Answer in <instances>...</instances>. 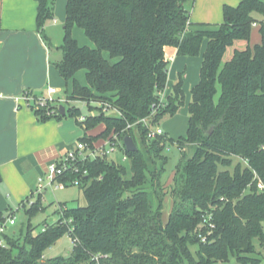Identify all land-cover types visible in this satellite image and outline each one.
<instances>
[{
  "label": "trees",
  "instance_id": "1",
  "mask_svg": "<svg viewBox=\"0 0 264 264\" xmlns=\"http://www.w3.org/2000/svg\"><path fill=\"white\" fill-rule=\"evenodd\" d=\"M34 1L36 30L42 34L53 19V2ZM194 1L65 0L60 59L54 67L71 86L68 100L98 102L111 111L87 116L83 123L77 119L79 110L68 109L66 114L84 131L81 142L92 145L116 135L123 143L129 136L137 150L127 152L121 144L128 167L105 158L87 159L78 163L77 173L68 171L58 178L66 187L78 181L86 205L68 208L58 203V219L45 221L46 229L35 235L28 221L21 240L6 237L0 264H213L231 256L242 264L262 263L248 256L257 253V242L264 257V192L256 186H264V20L255 19L264 16V2L224 5L223 22L207 26L190 22ZM255 25L260 41L251 47ZM73 28L81 29L94 47L80 46L72 37ZM203 41L185 137L172 140L164 134L147 141L148 128L184 104L180 75L170 95L160 98L168 76L165 49L196 57ZM236 41L246 43L244 50L234 49L221 65L226 49ZM79 72H84V85L77 80ZM33 114L39 122L66 115ZM100 124L99 134L86 135ZM169 144L176 145L180 159L173 173L172 205L163 222L161 177ZM184 145L195 148L191 157ZM26 202L21 207L28 219L44 210L41 195L28 207ZM207 213L214 228L201 242L198 234L208 230L202 221ZM65 234L76 240L72 251L43 260V253Z\"/></svg>",
  "mask_w": 264,
  "mask_h": 264
},
{
  "label": "crops",
  "instance_id": "2",
  "mask_svg": "<svg viewBox=\"0 0 264 264\" xmlns=\"http://www.w3.org/2000/svg\"><path fill=\"white\" fill-rule=\"evenodd\" d=\"M238 2L195 0L190 8V22L195 25L218 26L223 22L222 7H235ZM62 4L65 10L64 0ZM36 7L34 0H0V187L9 188L15 195L27 190L33 192L43 167L71 150L69 140L80 135V131L70 121L49 119L39 122L33 111L25 109L21 102L20 96L23 93L36 96L45 91V84L56 82L49 63L47 43L42 37L44 28L42 34L36 30ZM256 16V20H261ZM55 21L53 19L52 24ZM52 24L47 28L50 29ZM253 29L258 31V26H253L251 32ZM252 37L251 33L250 41L253 40L254 45L259 43V33H254ZM81 45L88 46L86 42ZM168 50L172 53L169 60L166 58ZM204 50L205 47L201 53ZM165 58L170 66L177 67L175 71L178 74L184 75L183 90L186 87L192 88L199 81L197 70L200 69L201 56H178L173 48H166ZM56 59L59 60L60 55ZM191 67L193 77L188 80V69ZM81 77L77 80L84 85V73ZM170 88L166 86V96L170 95ZM52 220L49 219V222Z\"/></svg>",
  "mask_w": 264,
  "mask_h": 264
},
{
  "label": "rangeland",
  "instance_id": "3",
  "mask_svg": "<svg viewBox=\"0 0 264 264\" xmlns=\"http://www.w3.org/2000/svg\"><path fill=\"white\" fill-rule=\"evenodd\" d=\"M65 1V0H64ZM264 2V0H262ZM53 2V19H55V23H53V19L46 22L43 31V39L47 43V49L49 52V63L52 69V72L55 75L56 82L49 83L48 85L45 84V87L47 89L48 86L58 88L59 92L52 96V98H56L55 101L58 103L59 106H63L66 111L68 109L75 111L79 110L78 118L81 117H87L89 115L94 116L98 115V113L101 111V113H104V115L111 114V111L108 110L104 105H101L98 102L91 101L90 103H85L82 101H70L68 100V94L70 93L71 86L70 84H65V82L62 80L60 75L58 74L57 70L54 67V63L58 60L56 58H59L58 48L62 45V39H63V25H64V19H65V10L64 5L62 4V0H52ZM56 11L57 13H55ZM59 16L61 19H59ZM222 21H223V14L221 12ZM260 17L261 20H264V16H256ZM50 29L47 28L48 25H51ZM254 30V29H253ZM252 36L254 37V33H258L257 30H254L251 32ZM72 37L77 41V43L80 46L82 42H86L90 48H93L94 45L91 41H89L86 36L84 35L83 31L79 28H73L72 30ZM252 37V39H253ZM253 41V40H252ZM250 41V46L252 47L254 44ZM259 42V41H258ZM206 42L203 41L200 49V54L198 56H202V48L205 47ZM256 44V43H255ZM234 46L228 47L226 49V52L223 56L221 65L224 64V62L228 61L231 56L234 49L237 50H244L246 43L244 41H236ZM104 57H108L106 53H103ZM172 53L171 50H168L166 52V58L169 60L171 58ZM197 57V56H196ZM172 60V59H171ZM177 67H172V65L168 66V77H167V84L168 88H170L171 84L178 80V76H181L182 81H184V75L181 73L178 74ZM184 70V69H183ZM182 70V71H183ZM193 67L191 69H188V80L192 78L193 74L192 71ZM198 73L200 69L197 70ZM172 72V76H171ZM84 72H79L77 79H80L81 75H83ZM199 77V74H198ZM82 79V77H81ZM82 81V80H81ZM46 89L45 91L39 92L36 96L39 97H47L46 95ZM171 89V88H170ZM190 90L191 87L187 88L184 91V104L180 109L177 111L175 115L172 117H165L160 123L156 126L158 127L168 138L172 140H176L178 138H183L186 135L187 130V105L190 101ZM170 90H166V92H169ZM22 98V96H20ZM166 94L164 92L160 95V98L162 100L166 99ZM23 107L27 110H29L28 106L26 105L25 101L22 99ZM50 103H46L45 106L40 107L39 111H47L48 108H50ZM101 109V110H100ZM37 110V111H38ZM62 120L70 121L73 124V127L77 129V131H80V135L73 136L72 139L69 140V146L74 149L76 147V144L80 141L79 139L83 136V130L79 128L74 118L70 117L68 113L61 118ZM103 126L100 124L96 126L95 128L89 130L86 132L87 136H96L99 134L103 128ZM135 141L137 142V136L134 135ZM104 144V140L100 139L97 140L94 143L95 148H98ZM122 141L119 143V150L110 152L108 156H106V160L108 162L112 161L115 164H120L125 167H128L129 162L128 161H122L123 154H122ZM71 149V150H72ZM107 149V147H106ZM183 150L185 151L186 155L188 157H191L195 148L190 145H184ZM163 155L167 158V163L165 165V171L164 174L161 177V183L163 186V208H162V221L166 222L171 205H172V198H171V188L173 186V173L176 165L179 162L180 159V152L177 149L175 144H169L167 145L165 151L163 152ZM237 160L235 159L233 162V165ZM48 165H45L42 169L41 173H39V176L44 174L46 168ZM230 172L232 171V168L228 169ZM38 176V177H39ZM58 183L54 182L51 187H44L45 190L41 189V192L43 193L41 195V206L44 207V210L37 213L34 217L28 219V217L24 213V209L21 207L22 202H26L27 199H31L32 201H35L38 197L36 190L38 187V182L33 187L34 191L31 192L30 190H27L25 193L20 195H15V193L10 190L9 188H6L4 186L0 187V211L2 212V217H7L11 213L15 217V225L10 227L8 234L10 238L15 240H21L23 236V232L27 226L28 221L30 222L31 228H34L33 234H37L40 232L42 227L45 226V223L43 222L47 221L49 222V219H56L57 215L54 213L57 209L58 203H64L67 205L68 208H77V207H83L86 205L84 196H83V189L81 186L78 185H72L67 187H60L56 188V185ZM44 186V183L42 184ZM26 207H28L26 205ZM256 245V254L248 256V258L254 259V260H262L261 264H264V257L263 252L260 249V247L257 245V242H255ZM73 249V241L71 238L68 237V235H64L61 237L55 244H53L50 248H48L43 253V260L56 258V257H66ZM196 247H192L191 250L194 251ZM213 264H242L238 262L234 256L229 257V260L227 262H214Z\"/></svg>",
  "mask_w": 264,
  "mask_h": 264
},
{
  "label": "built area",
  "instance_id": "4",
  "mask_svg": "<svg viewBox=\"0 0 264 264\" xmlns=\"http://www.w3.org/2000/svg\"><path fill=\"white\" fill-rule=\"evenodd\" d=\"M59 91L58 89L54 87L48 86L46 89V95L47 97H37L33 95H29L27 93H23L21 100L23 99L28 106L29 109L32 111L38 110L40 107H43L46 105V103H50L51 107H56L57 109H54L53 111L49 112V108L46 111V115L52 114L55 112L56 114H59V105L56 103L55 99L52 98L53 95L57 94ZM105 107L109 110V107L105 105ZM85 121V117L78 118V122L83 123ZM145 126L148 125L146 119H142L140 121ZM164 133L158 128V127H150L147 130L146 133V140L151 141L155 139L157 136H162ZM119 139L116 135H112L110 138H107L104 140V144L98 148H95L94 144L88 145L84 142L79 141L76 144V147L72 150L67 151L64 153L61 157H59L56 161L48 164L44 174L37 179L38 187L36 190L37 195H42L41 189L44 187H51L54 182H57L56 188L60 187H66L63 183H60L58 181V178L63 177L64 174L68 171L77 173L78 172V163L83 162L87 159L94 160L96 158L104 159L106 156L110 154V152L119 150ZM107 147V149H106ZM123 154V153H122ZM122 161H127L126 156L123 154ZM83 175H86V172H83ZM44 183V186L42 185ZM72 185H78V181H73L71 183ZM257 190L258 192H264V186L261 182L257 183ZM44 188L43 190H45ZM32 203V200H28L26 202V205H30ZM58 218L53 219L50 222H55ZM211 215L205 214L203 216V223L207 225V232L206 234H198V238L201 242L206 241L207 235H210L212 232V229L214 228V225L211 223ZM65 222V221H64ZM71 221L69 220L68 223ZM15 225V217L11 213L7 217H1L0 219V248H4L6 246V237L9 236L8 231L10 227ZM46 229V225L42 227L40 230L43 232ZM72 231V227L69 229V232ZM68 235V234H67ZM73 245L75 243V239H72Z\"/></svg>",
  "mask_w": 264,
  "mask_h": 264
},
{
  "label": "water",
  "instance_id": "5",
  "mask_svg": "<svg viewBox=\"0 0 264 264\" xmlns=\"http://www.w3.org/2000/svg\"><path fill=\"white\" fill-rule=\"evenodd\" d=\"M59 114L62 116L65 115V108L63 106H59ZM123 145L127 152L132 153L137 150L135 143L133 142L132 138L129 136L123 138Z\"/></svg>",
  "mask_w": 264,
  "mask_h": 264
}]
</instances>
